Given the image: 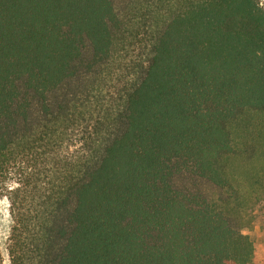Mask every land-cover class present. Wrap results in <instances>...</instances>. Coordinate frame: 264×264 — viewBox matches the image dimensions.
Masks as SVG:
<instances>
[{
    "label": "trees",
    "instance_id": "obj_1",
    "mask_svg": "<svg viewBox=\"0 0 264 264\" xmlns=\"http://www.w3.org/2000/svg\"><path fill=\"white\" fill-rule=\"evenodd\" d=\"M117 26L111 0H0L9 264H253L231 219L238 170L252 178L264 152V9L174 0L143 76L107 112L77 96ZM186 175L217 198L178 185Z\"/></svg>",
    "mask_w": 264,
    "mask_h": 264
},
{
    "label": "rangeland",
    "instance_id": "obj_2",
    "mask_svg": "<svg viewBox=\"0 0 264 264\" xmlns=\"http://www.w3.org/2000/svg\"><path fill=\"white\" fill-rule=\"evenodd\" d=\"M118 16L113 31V48L107 62L97 69L93 81L85 83L84 93L77 96L82 103H95L102 111L121 105L125 93L137 83L151 58L155 39L174 12V0H111ZM264 9V0H257ZM252 178H245L243 165L238 170V209L231 219L241 233L253 242V264H264V152L252 157ZM243 164V163H241ZM177 184L217 198L218 191L207 183L187 175ZM8 204L0 202V250L3 264H9L5 244L10 228Z\"/></svg>",
    "mask_w": 264,
    "mask_h": 264
}]
</instances>
